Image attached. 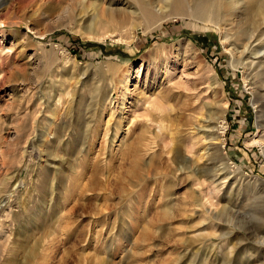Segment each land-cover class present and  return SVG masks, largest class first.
Segmentation results:
<instances>
[{
    "label": "rangeland",
    "instance_id": "374dc122",
    "mask_svg": "<svg viewBox=\"0 0 264 264\" xmlns=\"http://www.w3.org/2000/svg\"><path fill=\"white\" fill-rule=\"evenodd\" d=\"M108 1L0 0V264H264V64L230 52L254 14Z\"/></svg>",
    "mask_w": 264,
    "mask_h": 264
},
{
    "label": "bare ground",
    "instance_id": "6f19581e",
    "mask_svg": "<svg viewBox=\"0 0 264 264\" xmlns=\"http://www.w3.org/2000/svg\"><path fill=\"white\" fill-rule=\"evenodd\" d=\"M114 1L115 0H110V2L108 1L107 4L111 6L112 3H114ZM133 1H135L134 3L136 4V6L134 5V3H133L134 6H130L132 4H129V3L125 6V4L123 3L125 7H122V8L116 7V8H119L120 9L119 11L122 10L123 12H126L127 14L131 13L133 16L142 17V19H144V21H146L145 22L146 24H147V22L152 21L151 25H153V26L152 27H151V25L149 26V28L151 27L152 29L160 27L163 20L171 14L178 15V16L194 17V19H199V20H202V21L209 23V24H214L216 22L215 18L221 17V20L223 21V23L228 25L230 28H232V29L234 27L243 28L244 24L248 20V16L246 14L248 12H250L251 14H254L253 16L255 17V20L254 21L252 20L253 22H256V26L254 27V29L257 30V28H258L259 32L262 31V33H264L263 32V30H264V0H133ZM125 3H127V2H125ZM113 8H110V9H113ZM114 10H113V12H114ZM109 12H110V10H109ZM117 12H118V9H117ZM111 13H112V11H111ZM250 13H248V14L251 15ZM95 16H97V15H95ZM113 19H115V18H112V20ZM116 20H118V19H116ZM236 20H238V25L235 22ZM115 22H117L119 24L122 23V22L114 21V23ZM234 23H235V25H234ZM147 26H148V24H147ZM147 26H146V29L148 28ZM230 28H229V30H231ZM249 28H251V27H249ZM234 30H236V28ZM231 31H233V30H231ZM248 31H250V30H248ZM87 32L90 33V32H94V31L92 28H89V29H87ZM247 33L248 32H244L243 29H240L234 34V36H235L234 38H236V40L238 42H240L241 40H243L242 38L245 37V35ZM257 39H259L258 34L250 33L248 35L247 39L246 40L244 39L245 41H241L240 44L234 45V47H232L230 49V52L232 54L237 53L241 60L246 59V61H244V62H245V65H247V66H249L250 64H253L252 60H256V59H258V62L256 63V65L264 64V54L263 55L261 54L262 56L258 55L259 53L262 52V48L264 45H261V43L263 40H261V38H260L258 41L261 40V43L259 42L256 45L252 44ZM239 48H241V49L238 51ZM251 55H254L255 59L252 58L251 61L247 62V60L249 58H251L250 57ZM240 62H242V61H240ZM258 74H260V73H258ZM127 83H128V79H126V84H125L126 87H127ZM221 109H223V108H221ZM218 112H219V116H217V117H213V116L211 117L208 115L207 119L204 118L205 124L204 125L202 124L204 130L201 129L203 134L206 136L212 134L211 137H209V138L214 139V140H215V137H213V134L215 133L214 129L217 127H218V129L223 128V126H222L223 121L221 119H219L223 116V115L220 116L223 113H221L220 111H218ZM214 114H212V115H214ZM51 121H52V119L50 118V122ZM200 127H202V126H200ZM40 135H41V139H40L41 142L45 141L47 139V138H43L45 135V132H42V134H40ZM46 137H49V136L46 135ZM209 138H207V139H209ZM42 145H43V143H42ZM211 145H213V144H211ZM218 150L221 153L220 147H218ZM214 151H217V149ZM2 202L3 201L0 199V206L3 204ZM218 215H219V213L216 214L215 217L218 218L219 217ZM230 221L231 220H227V222H230ZM231 222H233V220ZM234 224H236V223H234ZM225 234H227V232H225L224 235ZM188 242H189V240H188Z\"/></svg>",
    "mask_w": 264,
    "mask_h": 264
}]
</instances>
